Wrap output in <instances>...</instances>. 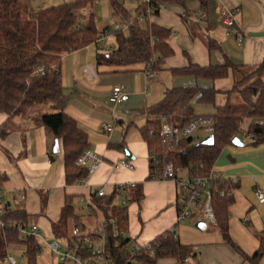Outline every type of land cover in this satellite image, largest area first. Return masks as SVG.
I'll return each instance as SVG.
<instances>
[{"label":"crops","instance_id":"obj_1","mask_svg":"<svg viewBox=\"0 0 264 264\" xmlns=\"http://www.w3.org/2000/svg\"><path fill=\"white\" fill-rule=\"evenodd\" d=\"M35 1L30 0V5L37 9L33 6ZM73 1L76 0L70 2ZM222 8L236 11L235 22L244 36L240 46L220 25ZM122 10V20L125 23L133 21L134 16ZM149 22L171 31L167 43L173 54L164 58L156 71L144 70L143 64L135 65L132 71L97 66L88 52L92 45L62 56L60 72L66 100L64 112L87 133L89 149L101 158L98 168L89 174L84 185L78 182L65 184L63 152L59 140V151L54 153L56 138L43 127L35 126L28 119H9L0 113V128L4 127L7 132L0 137V183L3 198L9 207L25 211L29 224L37 225L47 238L63 240L76 230L74 228L72 233H68L67 226V237L63 238L53 232L52 224L59 220L66 196L74 197V207L78 208H75V213L79 212L80 216L94 220L91 229L94 231L103 214L91 203V195L96 197V191L103 188L105 195H108L107 191L114 194L113 205L116 208L126 210V222L122 226L137 244H148L167 231L172 232L180 244H189L183 243L178 234L182 222L185 228H190L187 220L177 222L182 192L171 180L147 179V146L143 141L128 142L126 129L133 123L132 118H146L143 111L161 101L165 91L170 88L197 86L217 91L212 103H194L195 115L214 114L216 107L229 102L228 92L235 82L232 72L225 78L205 80L177 75L172 71L186 67L189 63L206 67L229 61L235 66H244L243 71L246 72L262 62L264 0H208L205 10L197 2H189L185 8L178 5L163 6ZM209 40L214 42L212 50L207 46ZM106 41L103 43L105 49L109 50L112 47ZM82 52L84 54L79 55ZM86 65L92 67L95 78L91 79L84 73ZM116 85L122 86L124 90L123 102L117 105L108 101L112 87ZM126 121H129L127 126ZM106 124L113 126L109 133L103 130ZM249 124L250 120L243 122L237 137L243 145L232 144L226 147L212 168V173L218 177L238 180L236 188L231 192L233 203L228 209V234L237 249L224 242L223 238H217L213 243L193 247L195 257L186 258L178 264H251L243 256H251L259 247V237L264 236V203H260L254 194L255 189L264 194V145L254 147L243 136ZM116 126L120 130H116ZM99 131H102L106 139L100 141L96 136L100 134ZM119 143H124V147L133 156V159H127L133 170L112 167L113 162L126 159L122 150L114 148ZM134 156H138L137 161ZM129 182L137 183L127 193L117 189L119 185ZM134 191L141 192L139 201L131 200ZM15 194L23 195L24 199L18 200ZM116 198H124L125 204L119 206ZM87 203L88 208L85 207ZM91 209L95 215H92ZM196 215L203 221L202 204L197 207L192 218ZM212 225V229L220 233L215 223ZM84 229L82 225L80 232H84ZM170 259L171 264H175L176 259ZM258 264H264V255Z\"/></svg>","mask_w":264,"mask_h":264},{"label":"trees","instance_id":"obj_2","mask_svg":"<svg viewBox=\"0 0 264 264\" xmlns=\"http://www.w3.org/2000/svg\"><path fill=\"white\" fill-rule=\"evenodd\" d=\"M189 2H197L202 10L208 4V0H151L154 6L178 5L183 8ZM91 3L92 0H76L34 9L30 0H0V113L9 119L18 117L31 120L35 126L43 127L61 142L66 185L86 180L89 176L87 170L76 165V161L90 148V143L87 133L64 112L66 100L60 72L61 59L65 54L96 44L99 32L92 15L84 19L80 13ZM112 5L115 14L122 19V8L117 3ZM158 12L155 10L153 16ZM182 20L186 22L185 18ZM146 22L142 27L138 21L133 20L128 25L127 35L122 33L123 30L115 32L112 35L115 39L114 47L106 52H97V66L132 71L135 65L143 64L146 71L158 70L159 63L173 54L167 43L171 31L148 20ZM207 46L210 50L215 47L210 40L207 41ZM41 66L43 74H38L37 69ZM243 69L244 66H235L226 61L222 65L206 67L189 63L186 67L172 71L177 75L205 80L225 78L232 72L235 82L228 94L237 92L242 103L232 105L227 102L216 107L214 114L195 115L194 103H212L217 91L197 86L167 89L161 101L143 111L146 123L139 129L148 150V180L160 177L163 166L168 163L188 170L192 177H208L221 152L240 135L241 125L245 120H250L246 130L249 134L248 142L254 147L264 145V60L246 72ZM237 75L241 77L238 78ZM198 117L211 118L213 121L212 146L194 142L192 137L177 145H163L159 136L162 123L183 126ZM6 133L4 127H1L0 137ZM114 148L122 150L125 148L124 143H119ZM236 186L237 184L220 180L212 181L209 185L215 226L223 241L234 249L237 247L228 234V209L233 203L231 192ZM220 192L224 196L221 197ZM96 197L91 195L93 206L105 218L115 219L119 227H124L122 224L126 222V210L113 205L114 194ZM141 197L140 191L131 193V200L139 201ZM91 213L95 215L93 209ZM69 221L76 230L82 231L83 224L75 213L73 196L65 197L59 220L52 224L54 234L67 237ZM3 222L6 224L0 225V262L7 259L9 245L22 244L27 264H37L40 244L33 239L22 241L16 228L17 224H29L26 212L6 205ZM107 236L108 250L114 264H125L122 256L128 240L113 238L110 228ZM149 244L150 250H141L136 256L137 264H156L161 258H173L182 263L186 258L195 257L193 247L180 244L172 232L162 233ZM151 252L153 254L150 256ZM263 255L264 236H260L258 249L251 256L243 257L251 264H258Z\"/></svg>","mask_w":264,"mask_h":264},{"label":"built area","instance_id":"obj_3","mask_svg":"<svg viewBox=\"0 0 264 264\" xmlns=\"http://www.w3.org/2000/svg\"><path fill=\"white\" fill-rule=\"evenodd\" d=\"M98 2L99 0H93ZM124 1V0H119ZM136 4V10L133 12L136 21L149 20L155 10H162L163 5L159 4L154 6L151 0H132ZM235 9L222 8L220 12V25L226 31L227 35L232 36L237 45L240 46L243 41V32L235 22ZM130 22H126L128 26ZM121 26L115 25L113 28L104 30L98 34L97 42L106 41L115 32L122 31ZM38 74H43V67L37 69ZM84 73L91 79L95 78V73L91 66L86 65ZM124 90L122 86L116 85L112 87L108 101L111 104H119L123 102ZM212 119L198 117L195 120L188 122L183 126L171 125L162 123L159 136L163 145H177L180 141L192 137V134L198 130L203 131L207 136L212 134ZM103 130L107 133L113 130L111 124L103 126ZM243 136L249 138V134L244 132ZM101 158L91 149L85 150L77 159L76 165L85 168L89 174L96 171ZM114 169L125 168L133 170L132 164L127 159H122L112 165ZM202 167V164H199ZM156 179H164L173 181L179 190L182 192V200L179 205L177 222L185 221L192 218L197 210V207L202 204L203 217L212 223H215V218L211 211L210 206V183L215 180L221 182H229L237 184L236 178L218 177L214 173H210L208 177H192L188 170L181 167L172 165L171 163L165 164L162 168L160 177ZM86 180H81L78 184L84 185ZM136 184H121L117 187L118 190L127 193L129 190L135 188ZM254 194L260 203H264V194L255 189ZM224 196L223 192L219 194ZM18 200H23L24 196L15 194ZM97 197L105 196L103 188L96 191ZM6 202L3 198V190L0 185V225L4 226L3 217L6 214ZM89 207V203L86 204ZM8 225V224H7ZM17 231L20 233V239L26 242L28 239L36 240L40 245H44L52 255H54L60 264H114L111 259V254L108 250V228L111 230L113 238H122L128 240V245L122 258L125 264H137L135 261L136 256L141 250H150V244L139 245L134 242L128 235L124 227H119L116 220L112 218L101 217L98 221L97 228L90 232L84 233L75 230L71 236L62 240V243L56 242L54 239L45 237L35 224L21 225L17 224ZM175 238V237H174ZM153 252L150 253V256ZM10 264H16L13 258L9 259Z\"/></svg>","mask_w":264,"mask_h":264},{"label":"rangeland","instance_id":"obj_4","mask_svg":"<svg viewBox=\"0 0 264 264\" xmlns=\"http://www.w3.org/2000/svg\"><path fill=\"white\" fill-rule=\"evenodd\" d=\"M71 0H36V4H34L33 6L35 8H48L51 6H57L63 3H69ZM113 3H117L119 6H121L125 11H127V13L133 15V12H135L136 10V4L132 1V0H124V1H119V0H99L98 2H94L92 0L91 4H88L80 13L81 16L84 19L89 18L90 15H92L93 17V21L95 23V26L98 30V32L100 33L103 29L105 28H113L115 25L121 26L123 28L122 33L124 35L128 34V26L126 25V23L115 14L114 11V7H113ZM151 20V18L149 19V21ZM146 20L144 21H139V25L144 27L146 25ZM106 44L111 46L112 48L115 45V39L113 36L107 38ZM106 52L107 50L105 49L104 43L99 42L96 45H92L89 48V54L91 55L92 60L94 61L95 56L97 54V52ZM84 54L83 52L80 53L79 55ZM141 65V64H139ZM122 69V68H119ZM238 78H240L237 75ZM229 96V103L232 105H238L240 103H242V99L239 96V94L235 91L230 92ZM111 104V103H110ZM110 107H113V105H110ZM133 123L127 127L126 129V140L128 142H142L141 136H140V132L139 129L141 127H143L146 123V118L144 116H137L135 118H132L131 120ZM127 124H129V121L125 122V125L127 126ZM125 125H123L124 127H126ZM116 130H120L119 126H116ZM100 134L96 135L97 137H99L100 141L103 139H106V136L103 135L102 131H99ZM91 137H93L92 134H90ZM207 135L201 131L198 130L196 132H194L192 134V138L194 140V142H201ZM93 152H95L94 150H92ZM96 153V152H95ZM97 154V153H96ZM124 157V156H123ZM136 161L138 160V156H134ZM144 159V158H142ZM117 162V161H116ZM116 162H113L116 163ZM136 166V165H135ZM137 167V166H136ZM88 180V178H87ZM124 183V182H122ZM129 183H133L136 184L137 182H129ZM179 189V188H178ZM108 195L111 194V191H107ZM179 193V191H178ZM182 194V193H181ZM116 203L119 206H122L123 204H125L124 198H116ZM77 205V204H76ZM79 205V204H78ZM79 207V206H78ZM76 208V207H75ZM78 209V208H76ZM81 209V207H80ZM78 211V210H76ZM78 216H80L79 212L76 213ZM80 221L81 223L85 226L84 229V233H90L93 230L92 226L94 223V220L81 215L80 216ZM199 221H202L201 218L199 219L198 216L196 215L194 218H190L187 219V223L189 224L190 228H185V224L182 222L179 225V231L178 234L180 236V240L183 243H189L188 245L197 248L203 244L206 243H213L215 241V239H220L222 238V236L220 235V233L218 231H214L213 225L211 223V221H208L207 219H203V223H205L206 225V229L205 230H199L195 227V224ZM74 229L73 223L71 221L68 222V233H72ZM91 230V231H90ZM55 240V239H54ZM56 242L62 243V240H55ZM41 246V252L38 254L37 256V264H60L58 259L52 255L50 253V251L44 246V245H40ZM24 246L22 244H12L9 245L8 250H7V259L5 260V262H0V264H10L9 263V259L13 258L16 262V264H27V259L24 255ZM172 259L170 258H161L158 259V261H156V264H171ZM175 264L177 263V260H175Z\"/></svg>","mask_w":264,"mask_h":264},{"label":"water","instance_id":"obj_5","mask_svg":"<svg viewBox=\"0 0 264 264\" xmlns=\"http://www.w3.org/2000/svg\"><path fill=\"white\" fill-rule=\"evenodd\" d=\"M214 143V137L212 134L206 136L201 142L200 144L201 145H205V146H212ZM232 144L235 145V146H242L243 143L241 142V140L237 137H235L233 140H232ZM59 151V147H58V140L56 139L54 141V144H53V152L54 153H57ZM122 153L124 155V157L126 159H133V156L131 155V153L129 152V150L125 147L122 149ZM195 227L199 230H204L205 228V224L202 222V221H199L195 224Z\"/></svg>","mask_w":264,"mask_h":264}]
</instances>
